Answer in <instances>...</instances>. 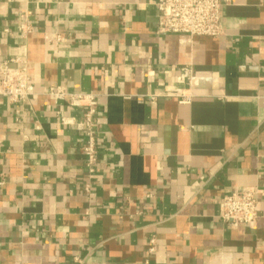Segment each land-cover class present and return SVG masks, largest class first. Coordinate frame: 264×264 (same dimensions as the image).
<instances>
[{"label":"crops","instance_id":"crops-1","mask_svg":"<svg viewBox=\"0 0 264 264\" xmlns=\"http://www.w3.org/2000/svg\"><path fill=\"white\" fill-rule=\"evenodd\" d=\"M227 1L220 37L182 45L156 0H0V63L36 90L0 101V264H264V0ZM187 66L192 103L160 97ZM48 87L97 95L93 171ZM249 189L232 228L221 201Z\"/></svg>","mask_w":264,"mask_h":264},{"label":"built area","instance_id":"built-area-1","mask_svg":"<svg viewBox=\"0 0 264 264\" xmlns=\"http://www.w3.org/2000/svg\"><path fill=\"white\" fill-rule=\"evenodd\" d=\"M227 2V0H156L158 33L178 36L182 45H191L196 37L218 38L223 34L221 16ZM26 32H30V29L27 28ZM52 37L55 42L61 40L59 35ZM47 40L50 42L52 39L48 36ZM192 76V67H184L180 72L179 84L167 87L159 96L176 99L180 105H190L194 99L191 90ZM35 95V85L23 62L14 58L0 63V101L7 100L13 105H19L30 101ZM42 96L54 105L65 102L70 110L83 112V117L79 121L63 117L60 122L64 126L74 127L84 136L83 154L88 168L93 171L99 155L96 130V117L99 115L97 95L68 92L61 87H48L44 89ZM157 97L150 98L155 100ZM258 205L257 192L254 189L238 190L222 199L221 218L232 228L240 226L252 228L258 219Z\"/></svg>","mask_w":264,"mask_h":264}]
</instances>
